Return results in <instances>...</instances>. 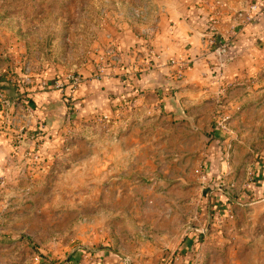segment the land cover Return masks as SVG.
Here are the masks:
<instances>
[{"label":"rangeland","instance_id":"1","mask_svg":"<svg viewBox=\"0 0 264 264\" xmlns=\"http://www.w3.org/2000/svg\"><path fill=\"white\" fill-rule=\"evenodd\" d=\"M232 2L0 0V264H264V46L225 75L223 16H258Z\"/></svg>","mask_w":264,"mask_h":264},{"label":"crops","instance_id":"2","mask_svg":"<svg viewBox=\"0 0 264 264\" xmlns=\"http://www.w3.org/2000/svg\"><path fill=\"white\" fill-rule=\"evenodd\" d=\"M255 1L257 2L258 9L256 19H253L250 23L243 24L241 23V18L234 16L229 19V15L226 14L223 16L222 23L219 26L221 32H228L232 34V37L234 36V44L232 43V46L229 47L226 59L231 61L243 59L245 64L243 67H239L238 65L237 67L230 66L227 68L228 70H226L225 74L226 76L228 75L227 77L234 76L233 71L238 74L244 69L247 71L251 70L257 63V46L259 44L260 47L264 46V0ZM230 6L234 10L242 12L241 15H243L242 10L248 8L245 0H234ZM191 36H195L194 33Z\"/></svg>","mask_w":264,"mask_h":264},{"label":"built area","instance_id":"3","mask_svg":"<svg viewBox=\"0 0 264 264\" xmlns=\"http://www.w3.org/2000/svg\"><path fill=\"white\" fill-rule=\"evenodd\" d=\"M252 8H255V6H252Z\"/></svg>","mask_w":264,"mask_h":264}]
</instances>
